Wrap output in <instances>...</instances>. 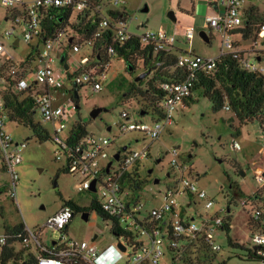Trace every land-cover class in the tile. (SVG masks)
Segmentation results:
<instances>
[{
  "label": "built area",
  "instance_id": "2783aa9c",
  "mask_svg": "<svg viewBox=\"0 0 264 264\" xmlns=\"http://www.w3.org/2000/svg\"><path fill=\"white\" fill-rule=\"evenodd\" d=\"M244 4L245 0H222L220 2L222 8L207 17V28L217 31L222 37V49L218 57L195 54L193 51L195 29L190 27L186 30L185 36L192 50L189 53L178 54L177 67L185 70L187 76L180 82L163 86L166 96L158 104L161 117L156 116L152 123H147L142 118L133 119L129 112L123 111L120 121L115 124L121 135L140 133L144 140L159 139L174 125L176 113L186 108L190 102L189 98L194 95L193 89L198 77L214 72L219 60L225 55L244 54L242 63L244 68L251 73L264 76V21L260 24L256 40H252L251 49L240 50L233 38L234 31L244 27L246 22ZM0 5L9 11L7 20L13 24L12 29L6 32L5 39L0 41V70L4 67L7 74L12 76L17 93L26 92V95L33 98L43 127L44 124H48L53 128V142L58 148L56 160L62 162L70 174L82 178L78 192L93 195L103 213L111 221L112 227L117 225L120 230V234L116 235L117 244L110 245L103 251H100L93 242L73 240L68 235V226L75 217V211L71 205L63 203L61 209L46 225V228L61 235L51 246L41 242L42 231L36 235L29 229L25 230V246L32 247L33 242L36 250L54 255L40 256L38 264H119L129 250L131 254L128 255V264H163L166 249L172 254L175 262L198 237H204L214 252L220 251L221 247L215 244L214 235L217 230H223L228 215L225 218L205 220L201 226L195 223V217L188 212L192 199L205 201L207 209H212L215 203L190 177L191 168L180 162V149L173 148L169 151L172 160L171 171L167 177L171 182L166 187L161 207L148 211L140 194L143 188L135 190L131 185L153 179L148 178L149 171L143 174L142 170L143 163L151 158L150 146L134 150L125 145L111 154V147L118 140L115 134L97 136L90 133L73 147L69 146L68 142L70 133L63 137L68 121L79 110L75 91L78 88L81 91L88 85L93 92L99 93L104 88V82L108 81L111 60L106 61L102 53L105 52L111 59L114 56V48L105 44L97 48V43L100 42L102 45L108 30L117 40L129 41L137 37L143 43L153 45L157 51L167 53L176 52V37L168 36L164 29L145 36L132 34L128 26L131 20L124 10L125 0H0ZM54 8L64 9L62 20L64 25L51 34L45 30L44 19H55L57 13ZM95 16L98 17L99 23L93 36L77 34L70 27L74 24L85 27ZM19 29L20 37L17 35ZM6 40H12L11 46L15 50L24 42L29 46L30 52L17 57L11 52ZM31 47L37 51V61L31 69L25 71L23 65L31 54ZM57 56L64 58L63 73L55 70ZM0 80L4 85L7 83L5 78ZM67 83L70 85L67 90L70 100L58 104L56 92ZM224 109L230 111L231 107L225 105ZM7 121L9 120L6 106L0 98V169L10 176V189L14 197L19 181L18 167L23 162V151L27 147V142L15 140L6 128ZM107 128L108 131L111 129L109 132L113 131L111 126ZM232 147L234 150L242 149L240 143L236 141ZM116 155H119L118 160ZM155 180L153 179V183ZM256 180L264 188V170L258 172ZM94 181L96 191H92ZM181 197L191 200L188 206L180 204ZM183 210L186 211L185 214ZM250 217L264 225V203L256 206ZM249 241L253 245L251 248L253 256L264 264V230L252 232ZM6 243L7 238L1 237L0 245L5 246ZM120 244L127 250L123 251Z\"/></svg>",
  "mask_w": 264,
  "mask_h": 264
},
{
  "label": "rangeland",
  "instance_id": "374dc122",
  "mask_svg": "<svg viewBox=\"0 0 264 264\" xmlns=\"http://www.w3.org/2000/svg\"><path fill=\"white\" fill-rule=\"evenodd\" d=\"M125 1L124 10L131 20L128 25L129 31L139 36L157 33L160 29H164L168 36H174L180 24L190 23L187 17H192L195 5L203 2L201 0ZM146 8H148L147 12L144 11ZM251 8L260 20L264 19V0H245L244 10L249 11ZM6 15L7 9L0 5V41L5 39L6 32L11 30L13 25L7 20ZM173 15H179V23H176ZM204 31L208 35H213L210 43L202 39L201 33ZM17 35L21 36L20 29ZM11 41L6 40L15 56L22 57L30 52L29 46L24 42L15 50L11 46ZM250 44L252 41L246 42V45ZM175 48L178 53L191 52L190 44L181 35H177ZM221 49L222 37L217 31L195 27L193 42L195 54L215 57L221 53ZM54 67L56 72L63 73L60 56L56 57ZM126 68L125 61L115 56L111 59L108 81L104 82L101 92H93L88 85L81 89L79 110L68 121L63 137L69 135L76 123H82L91 134L117 135L118 140L111 147V154L125 145H129L134 150L150 146L151 158L143 163V174L152 168L153 178L157 177L161 182L155 185L151 179L145 183L140 192L148 211L161 207L164 192L171 182L167 177L168 172L171 171L172 160L169 151L173 148L180 149V162L186 163L191 168L190 177L215 203L212 209H207L205 201L192 199L188 212L195 217V223L201 226L205 220L225 218L228 214L231 216V230L227 232L220 229L215 232L214 241L221 250L215 252V258L209 264H262L258 260L248 258V251L253 247L249 241L250 216L256 206L263 203L259 199L250 201L249 197L260 191L259 198L264 200V188L256 180L258 172L264 170V132L260 124L254 121L239 128L233 110L227 111L223 108L214 111L211 101L204 96V91L199 89L194 92L193 101L188 103V108L176 113L174 125L159 139L144 140V136L140 133L121 135L115 124L120 121L123 111L129 112L133 119L142 118L147 123L156 120V116L151 112L144 116L140 115L141 109L147 111L149 101L138 93L130 92L129 83L136 82L135 79L141 73H145L143 61L137 63V69L133 72L127 71ZM69 87L67 83L56 92L58 104L70 100L67 91ZM3 88L4 83L0 80V91ZM228 104L226 102L224 105ZM95 107H103L108 111L94 120L90 114ZM35 120L41 121L39 113L35 115ZM107 126H111L113 131L109 132ZM44 127L53 137L54 130L51 125L44 124ZM234 127L240 131L235 130ZM6 128L17 142H27V147L23 151V162L18 167L19 181L14 197L10 189V176L0 169V238L6 235L8 229L13 230L23 224L36 235L42 231L41 242L51 246L52 242L58 241L61 235L46 228L49 219L61 209L65 201L72 200L80 206L87 207L93 195L78 192V186L82 182L80 176L60 171L63 163L56 160L58 148L51 139L40 142L32 128L21 127L10 121H7ZM234 141L240 143L241 150L233 149ZM159 159L162 162L157 165L156 160ZM237 190H241L244 195H237ZM179 201L186 206L191 202L184 197L179 198ZM229 205L231 212H228ZM111 227V221H105L95 213H91L88 221H85L81 214H76L69 226L68 235L73 240L91 243L98 236L93 243L103 251L118 242ZM229 238L234 242L233 246L229 244ZM31 244L32 250H36L35 244L33 242ZM17 247L21 248V245L18 244ZM1 248L0 245V252ZM129 254H131L130 250L119 264H128ZM165 254L163 264H176L167 249Z\"/></svg>",
  "mask_w": 264,
  "mask_h": 264
},
{
  "label": "trees",
  "instance_id": "16d2710c",
  "mask_svg": "<svg viewBox=\"0 0 264 264\" xmlns=\"http://www.w3.org/2000/svg\"><path fill=\"white\" fill-rule=\"evenodd\" d=\"M54 11L57 13L55 19H44L45 30L49 31L51 34L54 33L55 29L64 25L62 22V20H64V9L57 8ZM6 18L9 19V11H7ZM245 18L246 22L244 27L237 29L233 34H240L245 41L256 40L260 24L264 21V19L260 20L254 13L253 8L245 12ZM98 23V17L95 16L85 27H79L75 24L70 27L75 33H85L90 37L95 34ZM209 39L211 42L213 37L209 36ZM103 44L114 48L113 57L117 56L123 59L126 63L127 71L129 70V67H133L135 71L137 69V63L139 61H143V71L147 73V76L140 81L129 83L130 92L138 93L140 96L149 101L147 102L149 104L147 111H143L141 109L140 115H142L143 112L145 114L151 112L153 115L161 117L158 104L166 96L163 86L165 84L180 82L187 76L185 70L177 67V58L180 52L167 53L157 51L153 45L150 43H143L142 40L137 37H134L129 41H120L113 38L110 30L107 31L102 45L100 42L97 43V48H101L104 46ZM102 54V56H105L103 58L106 61L113 58L111 57V59H109L105 52ZM243 59L244 54L242 53L238 55L229 54L223 56L219 60L218 66L214 72L211 74H201L200 77H198L193 91L195 92L202 89L204 91V96L211 101L214 111L223 109L225 107L224 104L228 102V105L231 107V110H233V113L239 122V128H241L242 125H248L249 123L257 121L260 124L261 130L264 132V76L247 71L242 64ZM36 61L37 51L31 47V54H29L26 58V64L23 65V69H25V71L31 69ZM0 78H5L7 81L4 88L0 91V98L5 103L8 120L18 126L32 128L40 142L47 141L49 139L53 141V137H51L50 133L43 127L41 121L37 122L35 120V115H37L38 112L35 108L33 98L26 95V92L17 93L15 91L12 76L7 74L4 67L0 70ZM75 92V94H79L80 88H78ZM79 101L80 98L76 101L78 106ZM189 101L192 102L193 97L189 98ZM127 105L131 106L128 103ZM235 130L240 131V129ZM89 134L90 133L88 132L86 125L76 123L70 132L68 139L69 146L73 147L77 145ZM60 171L69 173L65 167H62ZM145 183H147V181H144L142 184L140 182H135L133 186L131 185V187L135 190L141 189L145 186ZM231 189H233V187ZM259 192L260 191H257L253 196L249 197V200L252 201L253 199H259L264 203V200L259 198ZM236 194L244 195L241 190H237ZM64 203L73 207L75 215H83L84 213H89V215H91V213H95L103 220L108 221V217L101 210V207L95 197L87 207L80 206L72 200L65 201ZM230 205L228 207V212H231ZM183 213L185 214L186 211L183 210ZM249 229L251 233L255 230H264V225L262 222H256L250 217ZM25 230V226L21 224L13 230L8 229L6 231L5 237L7 238V243L1 248L0 264H38L40 256H54L49 252H44L39 249L32 250L33 248L31 246H25ZM223 230L227 232L231 230V216L229 214ZM111 231L115 236L120 234V230L117 225H115V227H111ZM18 244L21 245V248L17 247ZM229 244L232 246L234 245V242L230 238ZM237 245L238 244H235V246ZM248 252L249 259L257 260L253 256L251 249ZM214 258L215 252L211 249L205 238L198 237L186 249L181 258H176L174 263L209 264Z\"/></svg>",
  "mask_w": 264,
  "mask_h": 264
},
{
  "label": "crops",
  "instance_id": "0c3cea01",
  "mask_svg": "<svg viewBox=\"0 0 264 264\" xmlns=\"http://www.w3.org/2000/svg\"><path fill=\"white\" fill-rule=\"evenodd\" d=\"M201 1H203V2L195 5V8L193 9L194 13H193L192 17H187L190 20L189 21L190 23L189 24L183 23L177 27V29L175 31V35H174L176 37V39H177V35L178 36L181 35L185 39V41L187 42L185 32L190 27H193L194 29H195V27H201L203 29H208L207 28V17L209 15H214L215 13H217L220 10V8H222L220 5V2L222 0H214V1L201 0ZM215 6H217V7H215ZM173 17L175 18L176 23H179V18H180L179 15H175V16L173 15ZM211 35L212 34H210L209 36H211ZM233 38L236 41V45L238 47H240V50L246 51V50L251 49V47L253 46V44L246 45V42H248V41H245L240 34H234ZM220 54H217L215 57L220 56ZM187 108H188V105L186 106V108H184L182 110H185ZM96 237L98 238V236H96Z\"/></svg>",
  "mask_w": 264,
  "mask_h": 264
},
{
  "label": "water",
  "instance_id": "95a60500",
  "mask_svg": "<svg viewBox=\"0 0 264 264\" xmlns=\"http://www.w3.org/2000/svg\"><path fill=\"white\" fill-rule=\"evenodd\" d=\"M210 1H214V0H210ZM215 7H217V6H215ZM144 11L147 12V11H148V8H146ZM201 37H202V39L204 40V42H206V43H210L209 35H208L207 32H205V31L202 32V33H201ZM16 44H18V42H16ZM62 60L64 61V58H63ZM66 69L68 70V66H67ZM128 71H129V72H133V71H134V68H133V67H129V70H128ZM146 76H147V73H142V74H140V75L136 78V81H140V80L144 79ZM75 98L78 99V94H75ZM77 107H79V106L77 105ZM107 111H108V109H106V108H103V107H95V108L93 109V111L91 112L90 117H91L92 119L96 120V119H98V118H99L104 112H107ZM142 115H145V113L143 112ZM110 130H111V129L109 128V131H110ZM116 159H117V160L119 159V155H116ZM109 165H111V164H109ZM149 172L151 173L152 171L150 170ZM242 174L245 175L244 172H242ZM154 183H155V184H159V183H160V180H159V179H156V180L154 181ZM95 185H96V181H94L93 184H92V191H96V189H95ZM82 218H83L85 221H88L89 218H90L89 213H84V214L82 215ZM96 239H97V237H95V239H93V242H95ZM120 247H121V249H122L123 251H126V250H127L126 247H125L123 244H120Z\"/></svg>",
  "mask_w": 264,
  "mask_h": 264
},
{
  "label": "flooded vegetation",
  "instance_id": "af4514ba",
  "mask_svg": "<svg viewBox=\"0 0 264 264\" xmlns=\"http://www.w3.org/2000/svg\"><path fill=\"white\" fill-rule=\"evenodd\" d=\"M156 161H157V165H160V164H161V161H160V160H156ZM150 170H151L152 172H151V173L149 172V174H148V178H149V179L153 178V175H154V169L151 168ZM150 170H149V171H150ZM153 179H159V178L155 177V178H153ZM159 180H160V179H159Z\"/></svg>",
  "mask_w": 264,
  "mask_h": 264
}]
</instances>
